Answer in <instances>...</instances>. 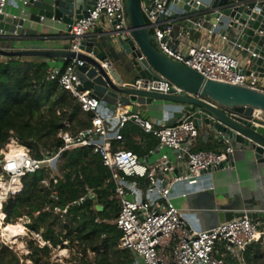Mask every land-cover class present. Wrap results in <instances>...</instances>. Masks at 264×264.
<instances>
[{
    "label": "built area",
    "instance_id": "built-area-1",
    "mask_svg": "<svg viewBox=\"0 0 264 264\" xmlns=\"http://www.w3.org/2000/svg\"><path fill=\"white\" fill-rule=\"evenodd\" d=\"M8 1L0 0V15L4 14ZM179 1L181 0H140V10L147 29L154 37L159 51L206 79L247 86L264 92L254 86L255 78L244 74L245 65L241 66L234 55L217 49L210 42L213 35L219 36L220 26L205 29L203 37L192 38V32L199 33L204 29H200L201 24L198 23L194 24L192 29L182 25L180 21L185 12L177 7L176 2ZM195 1L197 5L212 2ZM185 3L188 4L189 0H185ZM124 4L125 0H94L88 17L75 20L68 26V36L72 39L70 49L77 53L80 39L98 28L101 22L107 26L110 22L118 20L114 28L127 29ZM176 21L180 22L177 31L173 28ZM220 38L226 40L224 37ZM232 46L236 50L235 46ZM64 63L63 69H51L48 78L56 81L57 86L70 95L80 106L82 113L91 115L89 125L83 129L60 131L57 138L62 142V146L56 151L43 150L41 158H34L30 150L16 138L8 139L0 149L2 225H7L4 223L2 204L21 192V178L24 175L33 174L44 167L49 169L50 174L58 172L65 151L86 148L99 157L101 165L110 173L106 182H111L113 192L108 201L117 210L111 224L120 232L116 248L132 255L130 264H225L226 252L236 262L244 264V253L249 246H264V223L259 220L252 221L244 216L205 230L197 229L188 216L175 208L171 202L173 191L180 184L186 187L179 195L182 198L189 194L190 189L213 190L209 183L206 187L200 186V179L202 175L209 174V169L216 168L227 159L228 154L233 151L231 146L227 145L220 152L197 150L199 129L195 126L191 114L183 115L168 125L167 121L174 119L171 112L156 121L142 118L141 113L146 110V104L136 105L131 113L121 106L111 111L109 106L94 97L92 92L78 88L80 83L76 73L78 68L83 66V61L71 59L65 60ZM101 67L108 71L112 68V63L108 59L103 60ZM131 87L162 95L178 96L185 93L159 74L157 80L136 79ZM177 106V113H180L183 106ZM129 124L155 139L156 146L149 154L156 150L159 153L162 149H167L172 154L177 151V155L173 156L176 162L162 153L156 160L148 163L125 148L122 131ZM64 126L68 127V124L65 122ZM42 184L47 186L46 181H42ZM50 198L58 200L55 191H51ZM87 200L95 202L96 194L94 190L84 187L83 194L70 205L79 206ZM70 205L63 209L56 205L47 206L46 211L64 222ZM23 219L26 223L22 225L24 231L30 234V243L39 248L48 247L50 252L58 251V255L52 257L53 259L59 258L60 264H72L68 261L69 254L76 253L77 243L71 245L67 240L61 239L60 244L52 246L41 237L42 230L38 233L27 230L26 226L30 223L28 218L23 217L18 221ZM20 238L21 236L16 237L11 245ZM0 244L9 249V243L2 241ZM86 253L89 256L94 254L89 250ZM50 257L49 262H52ZM92 259L89 264H94Z\"/></svg>",
    "mask_w": 264,
    "mask_h": 264
},
{
    "label": "water",
    "instance_id": "water-1",
    "mask_svg": "<svg viewBox=\"0 0 264 264\" xmlns=\"http://www.w3.org/2000/svg\"><path fill=\"white\" fill-rule=\"evenodd\" d=\"M93 5L94 0H26L14 14L0 15V56L41 57L60 63L71 59L83 61L76 73L78 88L92 92L111 111L121 106L131 113L136 105L149 106L153 102L181 105L183 109L175 119L191 114L204 141L213 136L217 142L229 144L233 149L225 161L208 173L234 169L240 158H247L249 166L259 176H264V92L206 79L165 56L147 29L140 0H125L127 29L116 30L114 26L118 20L110 22L105 30L95 28L80 39L77 53L70 49L72 39L69 36L59 48L13 47L24 37L37 36L38 29L68 35V26L88 17ZM176 5L185 12L181 22L187 29H192L196 23L204 30L220 26L219 36L235 46L244 62V74L264 80V0H212L210 4L200 5L195 0H189L188 4L181 0ZM30 24L36 27L29 28ZM107 59L112 63L108 71L101 67V62ZM158 74L185 93L162 95L131 87L136 79L157 80ZM177 153L173 151V156ZM200 197V215L209 219L212 226L244 216L252 221L264 220L262 195H255L252 200L236 196L231 201L218 193H204Z\"/></svg>",
    "mask_w": 264,
    "mask_h": 264
},
{
    "label": "trees",
    "instance_id": "trees-1",
    "mask_svg": "<svg viewBox=\"0 0 264 264\" xmlns=\"http://www.w3.org/2000/svg\"><path fill=\"white\" fill-rule=\"evenodd\" d=\"M53 60V59H51ZM41 57L0 56V149L10 137L27 147L34 158H41L43 150L56 151L62 146L57 138L60 131L83 129L89 125L90 114L61 90L56 81L49 80L50 61ZM65 63H62L63 69ZM68 127L64 126V123ZM122 131L126 142L129 132ZM128 150L130 146L125 145ZM42 150V151H41ZM210 151L207 148L198 149ZM61 177H51L47 167L21 178L22 190L2 204L4 223L11 224L26 217L27 228L52 246L66 239L77 243L82 258L87 250L94 253V264H130L132 255L116 248L120 232L110 223L116 208L108 201L113 186L106 182L110 173L89 149L65 151L59 167ZM56 180L54 183L53 180ZM46 181L47 186L42 184ZM84 187L94 190L96 201L87 200L82 205L70 204L84 192ZM56 192L57 201L50 198ZM68 207L64 222L46 211L47 206ZM32 264H50L48 247L39 248L29 243ZM249 253H253L250 262ZM245 264H264V246L254 244L244 253ZM89 264V261H84ZM0 264H19L16 255L0 246Z\"/></svg>",
    "mask_w": 264,
    "mask_h": 264
},
{
    "label": "crops",
    "instance_id": "crops-1",
    "mask_svg": "<svg viewBox=\"0 0 264 264\" xmlns=\"http://www.w3.org/2000/svg\"><path fill=\"white\" fill-rule=\"evenodd\" d=\"M26 0H9L8 4L4 9V15L14 14L18 7H20L23 2ZM181 22V21H180ZM179 21H176L173 24L175 31L179 28ZM36 27L33 24H30L29 28ZM52 31V32H51ZM39 31L38 35L35 37H24L20 41H16L13 47L16 49H50V48H59L66 42L64 41L68 35L63 33L61 35L57 34L55 31ZM205 30H201L199 33L192 32V38L197 39L200 36H204ZM210 42L219 50L226 53H230L236 57L239 64L244 67V62L241 60L237 50H234L232 44L228 39L225 41L222 40L218 35H213ZM9 46V44H5ZM51 67L61 68L62 63L58 60L53 59L50 61ZM254 86L258 89L264 90V80L255 79ZM121 110V109H119ZM179 108L175 106H165L162 102H153L151 105L146 107V110L141 114L145 115V119L149 121H156L167 116V113H173V118L177 114ZM259 114V111H255ZM172 119L167 121V124L170 123ZM129 132L128 140L125 141V145L131 147V151L136 154L139 158H142L145 162H152L158 158L159 154H166L169 158L175 163V159L171 151L167 149H162L161 151L156 150L153 154H149V151H152L156 146L155 139L148 134H144L140 130H136L132 125H128L125 128ZM229 144L217 142L213 136H209L205 141L203 140L202 131H199V137L197 139L196 149L207 148L210 151L220 152ZM247 158L245 160L239 159V165L235 166L234 169L227 168L213 171L209 174L202 175L199 185L204 187L209 184L213 186V190H204L198 191L197 188L188 190L186 197L182 198L179 195L186 189L182 184L177 185L173 191L172 204L175 208L183 212L188 216L192 225L197 229H208L212 227V222L209 219H204L200 215V210L198 205L201 204V197L204 193H218L221 197H225L228 201H231L234 197L239 196L242 199L252 198L255 195H262L264 197V176H259L256 170L252 169L248 162ZM209 183V184H208ZM249 201V200H248ZM260 223H264V220H259ZM221 251H224L221 249ZM250 262H252L253 253H249ZM225 264H239L233 258L230 257L229 253L226 252L224 257ZM245 264V262H244Z\"/></svg>",
    "mask_w": 264,
    "mask_h": 264
},
{
    "label": "rangeland",
    "instance_id": "rangeland-1",
    "mask_svg": "<svg viewBox=\"0 0 264 264\" xmlns=\"http://www.w3.org/2000/svg\"><path fill=\"white\" fill-rule=\"evenodd\" d=\"M98 27H101L105 30L106 24L101 22L98 24ZM130 81L133 82V79L130 78ZM141 117L145 118V115L141 114ZM135 129L137 130V128H135ZM128 142L129 141H127V143ZM51 176L61 177V173L58 171V172L52 173ZM112 221L113 220H111L110 223H112ZM17 223L23 224V223H26V220L23 219L22 221H17L15 223H11L8 225L11 226V225H15ZM27 230H29V229H27ZM20 236H21V238L15 244L11 245V243H13V241L9 240L8 237L2 236V234L0 233V243L2 241L5 243H9V249H12L11 251L16 255L19 264H32L30 262V259H29L31 251L28 248V245H29L28 243H30V234L27 231H24V234H22ZM63 240H66V239L63 238ZM0 246H1V244H0ZM76 246H77V244H76ZM55 255L56 256L58 255V251H51L49 257L51 256L50 258H52ZM82 255H81V248L79 246H77L76 253L75 254H69V260L68 261L72 262V264H84L83 260L84 261H91L90 259H92V258L94 259V254L93 255L91 254V256H89L87 253H85V256H83V258H82ZM93 259H92V261H93ZM58 260H59V258H56V259L52 258V262H49V263L50 264L51 263L52 264H60ZM49 261H51V260H49Z\"/></svg>",
    "mask_w": 264,
    "mask_h": 264
},
{
    "label": "bare ground",
    "instance_id": "bare-ground-1",
    "mask_svg": "<svg viewBox=\"0 0 264 264\" xmlns=\"http://www.w3.org/2000/svg\"><path fill=\"white\" fill-rule=\"evenodd\" d=\"M0 205H1V195H0ZM0 214H1V212H0ZM0 233L2 234V236L8 237L9 240L14 242L16 240V237L24 234V227L20 223H17L15 225H11V226L8 224L2 225L0 223Z\"/></svg>",
    "mask_w": 264,
    "mask_h": 264
}]
</instances>
